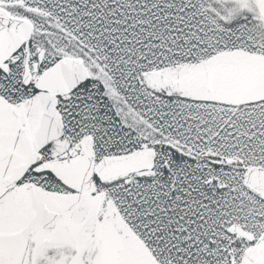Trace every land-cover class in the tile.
Returning a JSON list of instances; mask_svg holds the SVG:
<instances>
[{
	"label": "snow or ice",
	"instance_id": "6c2138e0",
	"mask_svg": "<svg viewBox=\"0 0 264 264\" xmlns=\"http://www.w3.org/2000/svg\"><path fill=\"white\" fill-rule=\"evenodd\" d=\"M0 264H264V0H0Z\"/></svg>",
	"mask_w": 264,
	"mask_h": 264
}]
</instances>
